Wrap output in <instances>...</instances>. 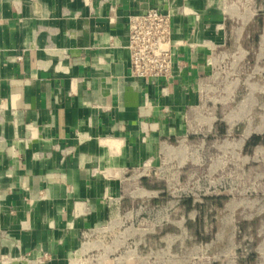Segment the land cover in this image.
<instances>
[{
  "label": "crops",
  "instance_id": "1",
  "mask_svg": "<svg viewBox=\"0 0 264 264\" xmlns=\"http://www.w3.org/2000/svg\"><path fill=\"white\" fill-rule=\"evenodd\" d=\"M153 8L176 53L155 81L127 48ZM0 48V264H83L134 216L183 227L190 264H264V0H0Z\"/></svg>",
  "mask_w": 264,
  "mask_h": 264
},
{
  "label": "rangeland",
  "instance_id": "2",
  "mask_svg": "<svg viewBox=\"0 0 264 264\" xmlns=\"http://www.w3.org/2000/svg\"><path fill=\"white\" fill-rule=\"evenodd\" d=\"M194 182L193 178L191 186ZM195 194L193 192L191 195L199 199V195ZM166 212L165 209L156 211V216L152 213L150 217H164ZM180 215L181 213L177 212V218H180ZM132 220L136 222V216ZM132 220L128 225L108 227L99 231L94 246L84 256L83 264H185L184 256L189 261L187 264H190L200 257L199 241L192 239L174 243L172 240H166L168 233L178 235L183 227L181 229L179 226H161L158 231L152 232L153 226L132 224ZM189 228V232L196 235L203 227L198 224ZM216 228L205 227L203 233L211 237L217 232ZM171 244L172 248L176 244L173 252H169Z\"/></svg>",
  "mask_w": 264,
  "mask_h": 264
},
{
  "label": "built area",
  "instance_id": "3",
  "mask_svg": "<svg viewBox=\"0 0 264 264\" xmlns=\"http://www.w3.org/2000/svg\"><path fill=\"white\" fill-rule=\"evenodd\" d=\"M171 32L170 14L160 9L131 17L127 48L133 77L155 81L174 74L176 53Z\"/></svg>",
  "mask_w": 264,
  "mask_h": 264
}]
</instances>
